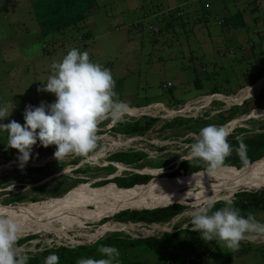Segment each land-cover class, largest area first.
I'll list each match as a JSON object with an SVG mask.
<instances>
[{
    "label": "rangeland",
    "instance_id": "obj_1",
    "mask_svg": "<svg viewBox=\"0 0 264 264\" xmlns=\"http://www.w3.org/2000/svg\"><path fill=\"white\" fill-rule=\"evenodd\" d=\"M33 1L0 0V105L7 106L9 113L13 109L4 123L15 120L23 125L26 105L39 106L42 101L46 104L54 102V94L37 92V88L41 87L40 81H46L51 74L52 62L60 61L72 48L86 51L90 61L110 70L117 98L130 106L129 112L137 111L139 114L146 111L156 115L151 118H158L159 121L143 138H138L118 134L112 127L132 123L142 116L132 117L128 113L118 123L104 119L97 126L96 147L88 154L79 156L68 153L57 160L53 157L55 145L44 148L37 143L23 167L17 159L18 151L5 148L7 133H0V206L21 207L28 203L67 199L96 189L100 191L112 188L106 184L94 185L129 171L166 177L165 173L175 169L183 160L181 157L190 159V146L198 139V133L194 129L200 131L207 125L219 126L213 123L218 117L217 111L235 106L224 101H234L238 105L243 99H251L264 91V74L251 86L241 85L247 75L264 68V0H211L210 12L207 13L202 11L201 1L198 0L193 4L185 3V0H96V6L84 22L48 36H43L40 32L32 10ZM223 19L226 24L220 22ZM87 32H90L88 39L84 36ZM253 42L263 46L259 45L253 51ZM168 81L174 83L171 94L162 86ZM213 91L219 92L212 96ZM243 93L245 94L240 101L234 100ZM211 97L224 101L206 103ZM170 102L172 106L167 105ZM146 103L157 105L148 108V105L144 106ZM141 105L143 106L139 107ZM239 111L243 110L238 109L234 118L222 125L229 135L238 126L245 128L250 134L264 131V109H254V116H251V112L244 114ZM179 118L188 120L193 130H187L183 126L187 122L165 126L175 124L173 121ZM243 135L244 133H240L237 137ZM128 144L143 148L149 157L138 164L140 168L114 162L119 167L110 171L109 154L117 149H128ZM11 162L9 167L2 168ZM81 169L86 172L79 173ZM16 176H25L29 180L20 183L17 179L14 180ZM80 179L84 182H79ZM219 182V178L209 179L210 184ZM232 187L231 184L225 186L221 192L223 196L215 195L219 197L215 200L231 198L236 191L246 189L239 186L231 193ZM189 189L196 194L206 190L190 184L184 191ZM255 189L261 188L248 190ZM20 195H26L27 198L20 202L12 201ZM178 202L168 206L184 205V212L165 224H156L167 232L189 229L191 215L198 209L195 206L196 198ZM254 217L264 223V211ZM102 220L86 223L83 228H75L65 236L37 233L36 238L26 241L16 250L26 255L58 245L75 247L93 244L115 234L106 232L100 237L91 238L85 235L96 233L97 228L104 223L116 224L111 217L100 223ZM145 229L148 231L145 232ZM153 229L154 223H118L116 226L118 234H129L132 237L150 235ZM160 233L155 231L154 235ZM22 238L24 237L18 239ZM249 243L254 248L264 245V237H257ZM197 253L202 255L201 259H205L201 260L203 264H219L217 257L208 255L209 250H203L197 244L193 249L180 250L174 264H184ZM256 253L258 254L230 257L227 260L229 264H264V252ZM136 254L143 261L151 263H155L159 257L173 260L172 250Z\"/></svg>",
    "mask_w": 264,
    "mask_h": 264
},
{
    "label": "clouds",
    "instance_id": "obj_2",
    "mask_svg": "<svg viewBox=\"0 0 264 264\" xmlns=\"http://www.w3.org/2000/svg\"><path fill=\"white\" fill-rule=\"evenodd\" d=\"M50 71L47 80L40 81L37 92L54 94L55 100L47 104L42 101L39 106L26 105L23 125L15 120L4 123L13 109L9 113L7 106L0 105V133H7L5 148L18 151L21 167L27 164L37 143L44 148L55 145L53 157L57 160L68 153L88 154L96 147L99 122L104 119L121 122L130 111V106L117 98L110 70L90 61L86 51L70 49L60 61L52 62ZM228 134L224 126L207 125L200 129L198 139L190 146L189 157L205 161L209 176L232 150L227 142ZM245 149L241 141L236 151L242 161ZM112 165L116 168L114 162ZM216 202L207 199L191 215L189 230L198 232L202 240L222 241L236 250L242 240L251 242L264 237V223L253 214L242 215L231 198L226 197L224 206L214 210ZM19 232L17 220L7 210L0 211V264H27L29 257L16 250ZM98 251L102 258L78 259L76 264H114L120 255L114 246H100ZM43 264H58V256L49 254Z\"/></svg>",
    "mask_w": 264,
    "mask_h": 264
},
{
    "label": "trees",
    "instance_id": "obj_3",
    "mask_svg": "<svg viewBox=\"0 0 264 264\" xmlns=\"http://www.w3.org/2000/svg\"><path fill=\"white\" fill-rule=\"evenodd\" d=\"M197 0H185V3L193 4ZM201 1L202 11L204 13L210 12L211 0H198ZM197 1V2H198ZM193 2V3H192ZM96 0H34L32 2V10L34 16L37 20L40 32L43 36H48L54 32H59L64 30L69 26H73L84 22L89 14V12L96 6ZM208 3L209 6L206 7L205 4ZM179 10V9H178ZM178 10L176 12H178ZM172 14V13H171ZM207 15V14H206ZM220 22H226L221 20ZM223 24V25H224ZM167 26V25H166ZM85 38H90V32H87ZM261 45V43L256 44L253 42L251 45L252 50L254 51L257 46ZM263 45H261L262 47ZM264 74V68L257 69L254 73L249 74L243 80L244 82L241 84L243 86L253 85L255 84ZM169 94L173 91V86L169 88H165ZM219 91H213L211 94H216ZM244 101V99L242 100ZM240 101V102H242ZM239 102V103H240ZM151 103H146V105H150ZM168 106H172V102L167 104ZM143 105L139 106L142 107ZM238 109H242L244 114H249L254 109H264V91L259 94L253 96L251 99H247L244 101V107H239ZM237 106L232 111H222L218 114L217 119L213 120L214 124L219 126L224 125L226 122L230 121L234 118L235 112L238 111ZM143 120H137L132 123H126L123 126L115 125L112 127L114 132L124 133L127 135L133 134H145L149 128L156 124L159 121L158 118H149L142 116ZM185 119H177L175 120V124H169L165 126H174L181 125ZM164 126V127H165ZM203 128V127H202ZM196 133H199V130L194 129ZM244 133L243 136L237 137L238 134ZM245 128L239 127L235 132H232L227 136V142L232 149L230 154L224 159L222 165L219 167H230L235 170L243 168H248L250 166L256 165L264 160V131H258L252 134H247ZM247 134V135H246ZM239 138V139H238ZM243 142L246 146L245 149V159L241 160L240 156L237 154L236 149L239 148L240 142ZM10 153V152H9ZM145 153L142 152H118L111 155L110 159L113 162L122 163L132 168H140L138 164L141 159L145 156ZM259 159V160H258ZM258 160V161H256ZM256 161L255 163H253ZM111 162V163H113ZM253 163V164H251ZM251 164V165H249ZM162 165V164H161ZM159 164V166H161ZM247 165V166H245ZM233 166V167H232ZM236 167V168H235ZM114 166H109L108 169L111 171L114 170ZM207 168V164L202 159L190 158L187 160L181 161L175 169L168 171L165 173L166 177L161 176H151L149 174H140L137 172L129 171L125 174H120L119 176H115L114 178L99 181L94 186L101 185H109L112 188H131L135 185H144L147 184L148 181H153L154 184H159L161 181L172 179L180 176L189 175L198 171L205 170ZM242 168V169H243ZM220 170H230V169H220ZM219 170V171H220ZM218 171V170H215ZM232 171V170H231ZM79 173H85L86 170L81 169L78 171ZM170 177V178H167ZM17 181L27 182L29 179L25 176H16L14 177ZM156 180V181H154ZM159 182H158V181ZM79 182H84L80 179ZM149 183V182H148ZM138 186L134 189H138ZM260 187V186H255ZM253 187V188H255ZM251 189V188H250ZM97 190V189H96ZM106 192H111L108 189H101ZM122 191V190H117ZM24 198H27L26 195H20L15 197L12 201L20 202ZM219 197H215L217 199ZM233 200V206L238 208L242 215H247L248 213L255 214L264 211V188L259 190H238L231 197ZM172 203H179L173 201ZM170 203V204H172ZM168 205V204H167ZM149 207L153 206H162L159 204H150ZM164 206V205H163ZM224 206V200H218L214 205V210L220 209ZM185 209L184 205L174 204L166 207H157L153 209L147 210H131L125 209L115 213L111 219L120 223H142V224H165V222H169L173 217L178 215ZM109 219V218H108ZM108 219H103L100 223L106 222ZM113 225H117V223H113ZM112 222H107L102 226H113ZM115 233L112 236L105 237L93 244H85L78 245L75 247H69L64 245H58L54 247H48L41 251H37L35 254H26L29 259L27 264H43L45 257L49 254L55 253L58 256V264H76L78 259L83 258H94L100 259L102 258L100 252L98 251L100 246H114L118 249L120 253V257L114 261V264H174L177 257H179L180 250L193 249L197 244L201 249L209 250V254H213L218 258L217 262L219 264H229L230 257L236 258L241 257L243 255L251 254L256 255L257 251L264 252V245L255 247L249 243V241L242 240L240 242L239 248L233 250L225 245L224 242H217L215 239L204 241L200 238L198 232L191 231L189 229H179L175 232H161L158 235H149L138 237H132L127 234L124 236L123 234H118L117 231L112 232ZM66 235V234H65ZM63 235V236H65ZM24 237V236H23ZM37 236L35 234L28 235L22 239H18L16 242V248L21 246L28 240L34 239ZM161 250H172L173 255L171 256L173 260L167 257H159L155 263L143 261L139 255L136 253H140L142 255L151 252H158ZM131 253L133 257H131ZM263 254V253H262ZM207 255V256H208ZM130 256V257H128ZM260 256V255H259ZM202 255L197 253L194 256H191L188 261L184 264H203ZM205 260V259H204Z\"/></svg>",
    "mask_w": 264,
    "mask_h": 264
},
{
    "label": "bare ground",
    "instance_id": "obj_4",
    "mask_svg": "<svg viewBox=\"0 0 264 264\" xmlns=\"http://www.w3.org/2000/svg\"><path fill=\"white\" fill-rule=\"evenodd\" d=\"M250 88H248L247 91H249ZM244 94L245 93L234 98V100L240 101ZM129 116L141 115L137 114V111H132L129 112ZM10 164H12V162L4 165L2 168H7ZM216 170L218 171H215L211 176L207 175L205 169L191 175L180 176L174 180H161L159 184H152L149 182L150 184L147 183L145 186L139 187L138 189H134V187L131 189L108 188L115 192L92 190L90 192L73 195L67 199L63 198L60 200L45 201L43 203H28L21 207L9 205L0 206V211L7 210V212L19 223L20 232L18 238L44 232L65 235L75 228H83L86 223H97L107 215H112L124 207H140L150 204H159L163 206L173 201H183L191 198H196L197 202H195V206L199 207L203 205L207 199L214 198L215 195L220 194V197H222L223 195L221 192L224 191L225 186L229 184L233 185L231 193L239 186L248 189L255 186H260V188L264 187V160L248 168L235 170L230 167L222 166ZM215 178H219L220 182L217 184H210L209 179ZM190 184L198 185L206 188V190L198 194L193 193L190 189L184 191ZM120 189L125 190L117 191ZM182 190L183 192H181ZM89 207H91L90 210L88 209ZM117 225L110 227L100 225L96 233L85 235L90 238L100 237L106 232L116 231Z\"/></svg>",
    "mask_w": 264,
    "mask_h": 264
},
{
    "label": "flooded vegetation",
    "instance_id": "obj_5",
    "mask_svg": "<svg viewBox=\"0 0 264 264\" xmlns=\"http://www.w3.org/2000/svg\"><path fill=\"white\" fill-rule=\"evenodd\" d=\"M242 105H244V102H242V104H240V105H238V107H241ZM204 106H207V105H204ZM234 106V105H233ZM235 107V106H234ZM233 107V108H234ZM232 107H228V108H226L225 110H219V111H217L218 113L217 114H220V112H222V111H228V110H232L233 109ZM239 112H243V111H239ZM137 120H143L144 121V119H143V117H141V118H136L134 121H137ZM175 121V120H174ZM173 121V122H174ZM183 122H187V124H184L183 126H185V127H187V130H190V129H192V127L190 128V124H189V121L188 120H184ZM154 126V125H153ZM152 126V127H153ZM193 130V129H192ZM148 131H150V128H149V130H147V132ZM146 132V133H147ZM145 133V134H146ZM118 134H123V135H126V136H128L127 134H124V133H118ZM145 134H133L132 136H134V137H140V138H143L144 137V135ZM130 136V135H129ZM133 140H136V138H133ZM145 140H147L148 142H149V140L148 139H145ZM151 144H153V142L151 141L150 142ZM143 144H145V143H143ZM127 147H128V149H125V150H119V149H117V150H115L113 153H110L109 154V157H108V161H109V163L108 164H111L112 165V163L111 162H113L111 159H110V157H111V155L112 154H114V153H118V152H128V153H134V152H137V151H139V152H142V153H145L146 151L143 149V148H138L137 146H132L131 144H128L127 145ZM119 150V151H118ZM146 154V153H145ZM149 156L146 154L142 159H141V161H140V163L143 161V160H145L146 158H148ZM107 160V159H106ZM184 160V159H183ZM182 160V161H183ZM139 163V164H140ZM180 163V162H179ZM127 166H128V164H127ZM139 167V166H138ZM111 171V170H110ZM113 178H114V176H113ZM176 178H179V177H176ZM14 180H16V179H14ZM17 181V180H16ZM18 182H20V183H26V182H22V181H18ZM219 196H220V194H219ZM215 197H217V196H215ZM214 197V198H215ZM179 230V229H178Z\"/></svg>",
    "mask_w": 264,
    "mask_h": 264
},
{
    "label": "built area",
    "instance_id": "obj_6",
    "mask_svg": "<svg viewBox=\"0 0 264 264\" xmlns=\"http://www.w3.org/2000/svg\"><path fill=\"white\" fill-rule=\"evenodd\" d=\"M205 6L206 7H208L209 6V4L208 3H206L205 4ZM173 82L172 81H168L167 82V84L165 85L164 84V87L165 88H169V87H172L173 86ZM212 96H213V94H212ZM214 97H211V99L208 101V102H206V103H208V104H211V103H213L214 101H224L223 99H220V98H214ZM228 98V97H227ZM204 99V98H203ZM220 101V102H221ZM224 102H229L228 104H231V105H237V103L236 102H234V101H224ZM243 102V101H242ZM242 102H240V103H238V105H240V104H242ZM157 105V104H156ZM156 105H148L149 107L148 108H151V107H155ZM161 105V104H160ZM237 105V106H238ZM135 109H137V108H135ZM172 112H174V111H172ZM253 113V112H252ZM141 116H154V117H156V115H154V114H152V113H149V112H146V111H141L140 113H139ZM171 116V115H170ZM229 133V132H228ZM116 167H119V165H115ZM160 226V225H159ZM158 225H156V224H154V229L149 233L150 235H154V233H155V231H160V232H164L166 229H164L163 227H159ZM147 228H149L150 229V226H148ZM144 231H148V229H145ZM143 236H149V235H143ZM138 237V236H137Z\"/></svg>",
    "mask_w": 264,
    "mask_h": 264
},
{
    "label": "water",
    "instance_id": "obj_7",
    "mask_svg": "<svg viewBox=\"0 0 264 264\" xmlns=\"http://www.w3.org/2000/svg\"><path fill=\"white\" fill-rule=\"evenodd\" d=\"M259 160V159H258ZM258 160H256V161H258ZM256 161H254L253 163H255ZM253 163H251V164H253ZM251 164H249V165H251ZM245 166H247V165H245ZM233 167V166H232ZM244 167V166H243ZM243 167H241L240 169H242ZM218 168H220V167H218ZM236 168V167H235ZM201 171V170H200ZM199 172V171H198ZM195 173H197V172H195ZM192 174H194V173H192ZM148 182H150V181H148ZM145 184V183H144ZM135 186H137V185H135ZM135 186H133V187H135ZM133 187H131V188H133ZM131 188H125V189H131ZM247 190H248V188H246ZM256 190V189H255ZM166 206H168V205H164V206H153V207H149V206H140V207H124V208H121L120 210H118L117 212H119V211H121V210H124V209H131V210H147V209H153V208H157V207H166ZM117 212H115V213H117ZM115 213H113L110 217H112ZM110 217H106V218H110ZM106 218H104V219H106ZM116 223H120V222H117L116 221ZM105 224V223H104Z\"/></svg>",
    "mask_w": 264,
    "mask_h": 264
},
{
    "label": "crops",
    "instance_id": "obj_8",
    "mask_svg": "<svg viewBox=\"0 0 264 264\" xmlns=\"http://www.w3.org/2000/svg\"><path fill=\"white\" fill-rule=\"evenodd\" d=\"M166 1H168V0H166ZM176 202H178V201H176Z\"/></svg>",
    "mask_w": 264,
    "mask_h": 264
}]
</instances>
